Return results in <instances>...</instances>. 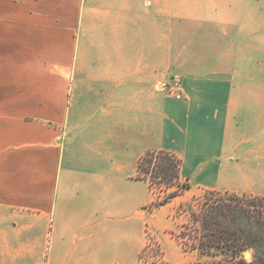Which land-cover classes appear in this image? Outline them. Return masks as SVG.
Instances as JSON below:
<instances>
[{
  "label": "crops",
  "instance_id": "crops-1",
  "mask_svg": "<svg viewBox=\"0 0 264 264\" xmlns=\"http://www.w3.org/2000/svg\"><path fill=\"white\" fill-rule=\"evenodd\" d=\"M151 150L264 196V0H0V264H186Z\"/></svg>",
  "mask_w": 264,
  "mask_h": 264
},
{
  "label": "trees",
  "instance_id": "trees-1",
  "mask_svg": "<svg viewBox=\"0 0 264 264\" xmlns=\"http://www.w3.org/2000/svg\"><path fill=\"white\" fill-rule=\"evenodd\" d=\"M153 158H159L157 170L165 179L178 175L180 160L176 156L151 150L139 162L138 177L153 182L142 173L143 161L147 159L150 164ZM224 194L228 195L227 199L204 204L196 216L200 224L195 236L197 239L185 249L211 258L209 262L197 261L194 264H264V196ZM246 196L254 198L246 200ZM246 250H252L249 261L243 257Z\"/></svg>",
  "mask_w": 264,
  "mask_h": 264
},
{
  "label": "rangeland",
  "instance_id": "rangeland-1",
  "mask_svg": "<svg viewBox=\"0 0 264 264\" xmlns=\"http://www.w3.org/2000/svg\"><path fill=\"white\" fill-rule=\"evenodd\" d=\"M173 81L166 83L164 90L167 91V86L171 85ZM148 159V158H147ZM143 161V171L147 178L152 179L153 182L150 183L153 192L157 194L154 206L164 204L171 201L174 197L180 202H177L174 210L171 214L170 227L168 229L169 235H171L175 240H177L183 250L188 252L186 257V264H194L197 261L209 262L211 258L206 255L199 256L197 251L185 249L187 245L188 248L193 240L197 239L196 233L199 232L200 224L197 221L196 216L200 213L202 207L205 203H211L219 199H227L228 195L225 192L215 191V192H188L183 195L185 189H187V182L180 180L179 175L174 178L165 179L161 174L158 173L157 165L159 164V158H153L150 164L148 160ZM149 165V166H148ZM179 170V168H178ZM239 198H243L239 197ZM254 197L246 196L244 199L251 200ZM148 231V230H147ZM155 237L152 233L147 235V239L156 246L153 240ZM183 242L185 244H183ZM154 252H148L149 257L153 255ZM243 257L246 260H251L252 250H246L243 252ZM149 261L144 260L143 263H148ZM154 264V262L152 263ZM155 264H163V262H156Z\"/></svg>",
  "mask_w": 264,
  "mask_h": 264
},
{
  "label": "built area",
  "instance_id": "built-area-1",
  "mask_svg": "<svg viewBox=\"0 0 264 264\" xmlns=\"http://www.w3.org/2000/svg\"><path fill=\"white\" fill-rule=\"evenodd\" d=\"M179 85H178V81L174 80L171 85L167 86V91H169L170 93H175L176 97H180V93H178L179 91ZM156 244V246H154L149 240H147V244L143 250V252L140 255V259L143 262L144 260L149 261L147 264H152L154 262V264L156 262H161L163 255L161 253V250L159 249V245L158 242L153 240ZM154 252L153 255H151L149 257V255H147L148 252Z\"/></svg>",
  "mask_w": 264,
  "mask_h": 264
}]
</instances>
